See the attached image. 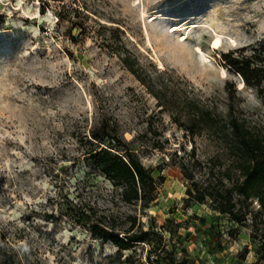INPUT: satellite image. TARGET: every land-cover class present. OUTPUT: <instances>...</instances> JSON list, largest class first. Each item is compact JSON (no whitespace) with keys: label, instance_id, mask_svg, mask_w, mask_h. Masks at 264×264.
Returning <instances> with one entry per match:
<instances>
[{"label":"rangeland","instance_id":"1","mask_svg":"<svg viewBox=\"0 0 264 264\" xmlns=\"http://www.w3.org/2000/svg\"><path fill=\"white\" fill-rule=\"evenodd\" d=\"M261 46L264 0H0V264H148V241L120 250L74 205L120 235L136 215L187 264H264L258 202L231 221L187 196L178 164L191 147L199 180L229 163L207 113L264 135L261 95L220 57ZM113 132L165 176L148 207L123 202L85 153Z\"/></svg>","mask_w":264,"mask_h":264},{"label":"trees","instance_id":"2","mask_svg":"<svg viewBox=\"0 0 264 264\" xmlns=\"http://www.w3.org/2000/svg\"><path fill=\"white\" fill-rule=\"evenodd\" d=\"M221 60L228 68L238 73L244 84L256 88L264 104V48L255 47L250 52L243 53L242 49L229 50L220 53ZM125 66L139 79L134 58L124 54L121 57ZM207 125L215 129L218 138L223 142L230 158L228 164L217 171L209 167L207 177L196 178V169L202 167L196 157L194 147L184 152L178 161L183 176L189 182L185 189L187 196L198 202L209 201L213 210L228 216L238 224L245 223L250 214L249 205L253 200L259 204L257 212L264 214V135L248 127L238 118L229 114L221 123L214 121L207 113ZM209 119V121H208ZM89 147L85 151L89 161L113 186L119 188L120 198L127 204L139 203L145 208L156 198L157 188L164 182L162 174L154 177L135 151L116 133L99 137L92 133ZM105 141V142H104ZM222 164V163H219ZM230 183L227 185L225 180ZM69 216L78 224L90 223L94 232L96 228L102 239L111 241L118 249H129L133 244L148 241L151 244L148 254V264H187L186 255L175 257L172 250L167 249L161 240L157 243L149 240L153 225L144 228L136 215L128 214L125 221L127 227L120 235L114 223L103 224V219H94V209L84 208V205H74ZM233 237V228L229 229ZM264 240V239H263ZM150 254H152L150 258Z\"/></svg>","mask_w":264,"mask_h":264}]
</instances>
